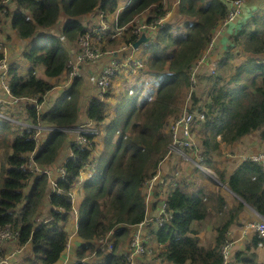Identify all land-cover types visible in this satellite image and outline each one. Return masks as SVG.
Wrapping results in <instances>:
<instances>
[{
    "label": "trees",
    "instance_id": "1",
    "mask_svg": "<svg viewBox=\"0 0 264 264\" xmlns=\"http://www.w3.org/2000/svg\"><path fill=\"white\" fill-rule=\"evenodd\" d=\"M122 1L16 0L11 9L0 15L1 27L15 31L23 47L19 60L14 59L15 55L8 58L6 81L14 97L34 99L22 102V106L0 104V112L7 115H0V149L3 150L0 229L11 225L19 232L17 241H10L6 248L0 249V255L17 246H31L20 262L11 260L10 264H59L68 248L72 216H77L76 235L82 240L75 250L76 259L80 260L76 264H129L125 250L132 236L130 226L141 222L147 214L143 188L146 180L158 171L172 142L171 123L180 117L182 110L195 115L193 135L202 148L204 161L240 199L232 196L234 201L230 204L220 186L208 191L204 188L191 191L182 186L171 190L166 208L172 216L153 230L160 246L154 262L222 264V245L229 241L231 225L241 223L240 214L246 204L264 216V165L250 158L231 170L221 168L214 157L224 156L222 144L231 145L254 135L264 148V61L258 59L264 55L262 7L257 12L248 10L246 15L243 12L242 21L238 20L239 15L231 23L224 32L228 35L215 48L217 68L211 69L210 57L205 59L203 69L195 73L198 84L193 89L194 68L205 53L215 27L227 17L233 0H180L178 11L184 15L182 20L159 29L154 41L145 44L150 80L138 85L136 94H145L150 86L158 85L152 100L140 102L137 96L130 97L132 104L122 114L115 112L111 116L106 102L93 99L81 117L82 79L76 78L51 106L47 109L43 106L46 95L55 86L52 79L69 68L75 42L90 25L82 21L83 17L94 16L98 11L115 16L121 8L119 25L133 20L134 25L136 18L152 21L147 15L142 16L147 8L157 5L164 10L166 5V0H132L125 6ZM249 3H245L244 9ZM63 13L68 18L61 32H52ZM135 39L132 30H126L120 40L128 43ZM225 41L228 46L224 49ZM234 51L243 59L236 65L232 61ZM207 66L213 71L209 75L204 73ZM40 69L46 77L38 74ZM155 78L160 79L156 82ZM201 79L209 82L205 100L199 88ZM187 92L189 102L184 105L185 100L181 102V99ZM125 98L121 104L127 101ZM13 119L27 121L20 125ZM85 120L105 125L104 147L96 159L97 136L86 134L89 143L81 145L69 142L67 130L64 131ZM39 122L65 128L48 136L34 160L41 167L54 168L56 186L48 175L24 166L36 147V128L27 124L37 126ZM69 147L72 156L59 166L63 149ZM191 153L195 155L193 150ZM94 160L97 161L95 172L83 176L84 167ZM189 165L199 171L192 163ZM189 173L190 181L204 179L201 172ZM78 182H82V194L76 206L73 190ZM47 199V213L42 217ZM207 224H211L215 237L211 245L205 246L199 233ZM105 237L112 238L110 249L108 245L103 249L98 244ZM252 239L254 245H264V237L258 232ZM249 251L247 247L235 250V254L243 262L256 264V255Z\"/></svg>",
    "mask_w": 264,
    "mask_h": 264
},
{
    "label": "built area",
    "instance_id": "2",
    "mask_svg": "<svg viewBox=\"0 0 264 264\" xmlns=\"http://www.w3.org/2000/svg\"><path fill=\"white\" fill-rule=\"evenodd\" d=\"M15 1L16 0H0V15L5 14L9 9H11ZM131 1L132 0L122 1V6L128 5ZM243 3L244 0L232 1L227 17L219 26L215 27L214 35L211 37L208 46H210L211 42H214V44L217 43L222 38L224 32L230 27L231 23L234 22L242 12H244L242 9ZM120 9L121 8H119V10ZM163 12L165 13L163 14ZM143 14H146L148 18L150 17L152 21L148 22V20L136 18V23L134 25L132 24L134 21L133 20L126 25L120 26L118 22V14L112 16L101 11H98L94 16L86 15L82 18V21L90 22V25L75 42L73 56H71V58L68 60L69 68L66 69L65 72H69V79L73 83L76 78L81 76V70L84 68L90 69L88 75L89 81L92 84V90L88 95V103H90L93 99H98L100 101L107 102L109 108V103L117 94V92H111L113 83L117 80L120 81L122 94L137 96L140 102H142L144 99L152 100L154 98L157 85H155V88L150 86L149 92L145 94H136V91L138 85L141 86L146 84L144 83V80H150L147 66L148 51L145 49V44L151 43L155 39L158 28H162L168 23L170 12L165 8L162 10L161 7L153 5L152 8H147L144 12H142V15ZM91 23H94L93 26H91ZM126 30H132L133 34L136 36L134 41L132 40L128 43H122L120 49H105V47L110 44L111 40L121 39V35H123ZM143 34L149 37V41L143 43L139 47H135L134 42L137 41L138 38H140ZM8 50L9 47L7 45V41L4 38L2 41L0 38V52L3 54L0 56V74L3 73L4 75H6L8 71ZM214 58V56L211 58V69L213 70L217 68L219 63V60H215ZM200 60L198 62L199 64L202 62L201 68L203 69L205 59L201 58ZM196 68L197 65L194 68V74L192 75V80L194 83L192 89L198 84L197 78L195 77ZM72 83L65 88L70 87ZM6 88L7 92L12 94L10 85H6ZM12 98L13 102L15 103L27 99L26 97H14L13 95ZM82 106L83 112L81 113V117H83V114L86 110V107L84 105ZM0 114L2 113L0 112ZM194 121L195 115L187 112L172 123V142L170 145H168V149L165 153L163 161L167 160L173 155L179 156L184 162L185 160L191 159L195 167L199 169V172H201L205 178L210 180L211 177H215L216 172L204 161L205 157L202 153V148L197 140L193 138ZM93 124L98 125L93 121L85 120L81 121L80 124L75 127L64 129L67 131L76 132L75 140L72 139L70 141L71 143L76 142L77 144L86 145L89 143L86 134H97V129L92 127ZM27 126L37 129V133L34 136L37 144L36 149L33 150L28 156V161L24 166L27 169H31L32 172L48 174V176L51 177L52 184L56 186V181L52 177L54 172L47 167L39 166L34 160L37 149L41 147L39 146L37 134L40 131L43 132L58 130L59 127L53 125L33 126L32 124H27ZM191 150L195 152L194 156L193 153H191ZM72 154L73 151L70 153V155ZM238 157H242L243 159H248L251 157L252 159L260 161L264 164V151L260 153H253L252 155H239L236 158ZM96 167L97 161H93L92 163L86 165L82 171L83 176H91L93 172H95ZM59 170L62 174H64V171L61 168ZM169 182V178L167 179L164 172L160 169H158V171L152 177H150V179L146 180L144 189L147 191V198L145 197L147 204V214L141 222L132 224L130 226L132 232L135 234V239L132 241L130 246L129 241L126 245V250L128 251L126 252L125 250V254L129 260V264H141L140 259L135 260L134 255H136V253H141L143 251L144 244H147L148 241H151V238L154 237L153 230L159 228L172 216V213L168 212L166 208V199L168 197L165 193V190L168 184H170ZM156 191L159 192L157 196L155 195ZM150 201L152 202L150 203ZM153 207L156 208V210L153 209ZM149 221L152 222L150 223ZM145 225H147V236H144L143 232ZM245 228L247 230L251 229L254 232H258L261 237H264V217L261 216L260 220L247 223ZM18 234V230H14L11 225H7L3 227V229H0V249L6 248L10 241L13 243L14 241H17L16 239L18 238ZM111 239L112 238L108 237L102 238L99 240L98 244L103 249H105L108 245L110 249L112 247V243L110 241ZM7 241L9 242L5 244ZM147 247L152 251L153 247L151 245H148ZM232 248V243L226 242L222 245L224 264L229 263L232 254ZM157 250L158 248L155 247V252ZM24 252L25 247H14L9 250L6 255H0V264H10L11 260L16 261L15 258L22 255ZM151 254L152 253H149V256ZM76 262L77 261L74 263ZM59 264L71 263L65 260Z\"/></svg>",
    "mask_w": 264,
    "mask_h": 264
},
{
    "label": "rangeland",
    "instance_id": "3",
    "mask_svg": "<svg viewBox=\"0 0 264 264\" xmlns=\"http://www.w3.org/2000/svg\"><path fill=\"white\" fill-rule=\"evenodd\" d=\"M246 2H250V3H249V5H247L248 6L247 9H244V5H245ZM179 4H180V0H166V5L164 6V8L167 11L170 12V17L168 19V23L167 24H175V23H178V21L182 20V17L184 15L178 11ZM261 7L264 8V0H244L243 8L242 9L244 10V13L246 11H248V10L249 11L251 10V12H257L258 10H260ZM118 13H119V9L116 11V15ZM246 13H245V15H246ZM145 15L146 14H143L142 16H145ZM245 15H243V12H242L241 13V16H240V18L238 20L242 21L244 19ZM67 18L68 17L63 13L62 16H61V18H60V20H59V22H58V24H57V26H55L54 29H52L53 30L52 32L60 33L61 32L62 25H63V23L65 22V20ZM2 23H3V20L0 21V38H1L2 41H3V38L7 41V45L9 47V50H8L9 57L11 55H15L14 59L15 60H19L20 57H21V53L20 52H21V49L23 48V47H21L22 40H20L21 38L18 37L17 33L15 31H13L12 29H9L8 30V29H5V28H2L1 27V25H3ZM164 27H162V28H164ZM159 29H161V27H159L158 30ZM7 35H8V37L9 36L10 37L7 38ZM227 35H228V33L225 34V35L223 34V36H222L221 39L223 40V38L225 36H227ZM121 37H122V35H121ZM121 43L122 42H121L120 39L119 40L116 39L114 43H110L108 46L105 47V49H107V50L120 49L121 46H122ZM227 43H228V41H225V43L223 44L224 49L228 46ZM213 44H214V42L213 43L212 42L210 43V46H208L205 55L202 57L203 59H206L208 57L212 58L213 56H216L215 55V52L218 51V50H215L217 43H215L214 45ZM220 45L221 44L219 43V47H220ZM10 46H11V49H10ZM15 52H17V53H15ZM236 52L237 51H234L235 57H233V60H232L235 63V65L236 64H239L243 60ZM214 59L215 60H219L217 57H215ZM258 59H260L261 61H264V55L258 56ZM201 63L200 64H199V62L197 63L196 72L197 71H200L199 69L201 68V65H202ZM89 70L90 69H88V68H84L83 70H81V76L78 77L79 79H82V103L83 104H87L88 103V100H89L88 99V95H89V93L92 90V84L89 81V75H88ZM211 72H213V71L209 68V66H207V69L204 70V73L206 75H209ZM38 74L40 76H42V77H46V75L44 74V72L42 71V69L39 70ZM228 74H229V72L225 74V77L226 78L228 77ZM5 76L6 75H4L3 73L0 74V82H1L0 88H1V91H2V92H0V104H4V102H8V103H11V104H18V105H21L22 106V102H25V101L26 102H29V99H24V100H21V101L16 102V103L13 102L12 94H10V93L7 92L6 85H9V84L6 81V77ZM159 79L160 78H155V81L158 82ZM52 81L55 82V86L46 95L45 101L43 103V106H45L46 109L54 103L53 101H55V98L58 96V94H60L61 91L65 90L63 88L69 86L72 83L71 80L69 79V72L68 71L65 72V73H63L61 76L52 79ZM208 86H209L208 80L201 79V81H200V87L199 88H200V93L203 96V100L206 99V95H207L206 93L208 92ZM111 92H117V94H116V96H114L113 100L109 103V109H108V111H109L110 115H111L112 111H115L114 110L115 107L120 103L121 98H122L120 81L117 80V81H115L113 83ZM189 95H190L189 92H187V94H185V96L182 97L181 102H183V100H185L184 105L188 104V102H189L188 101ZM125 99H127V101L124 104H121L120 103L118 105V107L116 108V113L118 112L119 114H122L123 111L132 104L131 101H130L131 100L130 99V96H126ZM4 111L6 112V108H4ZM81 111L83 112V109L82 108H81ZM185 113H186V111L182 110V112L180 113V117L183 116ZM0 115L3 116V117H6L7 116L5 113H2ZM10 119H12V118H10ZM175 120L176 119H174L172 121V123ZM13 121L16 124L23 125V124H25V122L27 121V119L26 120L13 119ZM172 123H171V125H172ZM37 126H39V125H37ZM92 127L97 129V134H95V136H97L96 137L97 146L95 148L96 151L94 150L95 151V159H96V158H98L100 151L104 147V138H105L106 131H105V125L104 124H102V127L99 126V125L93 124ZM171 127H170V129H171ZM66 133H68V135H69V142L72 139L75 140V137H76V132L75 131H66ZM256 133L258 134V132H256ZM256 137L257 136L254 135L252 138H254V140H257ZM37 138H38V141H39V146H41V131L37 134ZM193 138H194V136H193ZM248 138H250V137H246V139H248ZM224 146L225 145H223L221 147V151L223 150ZM244 147H245L244 145L241 146V147L236 146V147H234L235 149H230V150L228 148H225L224 149V152H223V155L224 156H222V154H220V155H216L215 154L214 155V157H216L215 158V162L217 164L221 165V168H224V167H226V165L229 162L235 161L236 157L239 156V155H245V154L252 155L253 153H260V152L264 151L263 148L260 149L257 146H253L254 149L250 150L251 151L250 153H248V152H241L240 150L242 148H244ZM2 152H3V150L0 149V164H1L2 159H3V153ZM71 152H72V149L70 147L67 150L66 149H63V151L61 153L62 156H61V158H59L60 160H58L59 161L58 162L59 166L61 165V163L64 160H66L70 156V153ZM92 158H94V157H92ZM190 163L193 164V162L191 161V159L185 160V163L184 164H188L189 165ZM48 168L51 169L52 171L54 170V168H52V167H48ZM41 174H43V173H41ZM44 174H46V173H44ZM46 175H48V174H46ZM52 177L54 178V173H53ZM49 178L51 179V177H49ZM0 180H1V178H0ZM220 181L221 180L219 179L218 175L216 174L215 177H211L210 178V183L209 184L216 186L217 189L220 186L222 192L226 196H230V197L234 196L232 193H230V191L228 189V186L226 184L225 185L224 184H220L221 183ZM194 182H195V184H198V186H199L198 179L195 180ZM81 187H82L81 182L80 183L78 182L74 186V189H75V191H74V194H75L74 198L76 199V206L78 205L77 198L82 194V191L80 190ZM28 188L29 187H27V189H25V191H27ZM195 189L196 188L193 187V190H195ZM57 192L59 193V190L58 189H57ZM144 193H145V197L147 198V191H144ZM151 202L152 201H150V203ZM76 218H77V216H76ZM42 219L43 218H41V220ZM149 222L151 223L152 221H149ZM74 225L75 224H72V228H74ZM143 232H144V236H147V225L144 226ZM132 234H133V236L130 237V238H128V240H129V246L131 245L132 241H134V239H135V234L133 232H132ZM72 237L73 236L71 234L70 235V238H69V245L68 246H70L71 243H72ZM205 238L207 239V236H205ZM8 242L9 241H7L5 244H7ZM156 244H157V242L155 241V238L152 237L150 242L148 241L147 244H144L143 251L141 253H136V255H134L135 260L140 259L141 264H143L145 260H148V259H149V261L150 260H153L154 257L156 256V252H157V251L155 252ZM148 245H151L153 247L152 251L147 247ZM29 251H30L29 248H27L26 252L24 254L16 257L15 260L20 262L24 258L25 254L26 253H29ZM149 253H152V254L149 256ZM74 261H77L78 262L80 260L76 259ZM74 261H71L72 264H73ZM76 263H74V264H76Z\"/></svg>",
    "mask_w": 264,
    "mask_h": 264
},
{
    "label": "crops",
    "instance_id": "4",
    "mask_svg": "<svg viewBox=\"0 0 264 264\" xmlns=\"http://www.w3.org/2000/svg\"><path fill=\"white\" fill-rule=\"evenodd\" d=\"M10 49H11V46H10ZM245 139H246V137L242 138L241 140H239L237 142H234L231 145L222 144V146L225 145L224 149L228 148L230 150V149H235L234 147H236V146L241 147L244 145L245 147L242 148L240 151L241 152H248V153L251 152L250 150L254 149L253 146H257L260 149L263 148V147H261V144H260L261 140L259 138H256L257 140H254V138H252V136H251L250 138H248L246 140ZM240 162H241L240 159H235V161L229 162L226 165V167H224V168H229V169L233 170L235 167H237L240 164ZM184 163L185 162L177 155H173L161 163L160 170L164 172L165 177L167 179L169 177L176 179V181L172 182L174 185L168 184V186L165 190L166 194H168L171 190H174L177 186H182L185 189H188L191 191H193V187H195L196 189L204 188L205 191H208L209 189L210 190L216 189L214 185L209 184L210 180L205 178L204 176H203L204 179H202V180L198 179L199 186H198V184H195L194 178L192 181H190L188 179V177L192 174L189 172H192L193 174L197 175L199 173V171L194 169V168H191L190 165L184 164ZM81 184H82V182H81ZM81 189H82V187L80 188V190ZM74 191H75V189L73 190V194H74ZM143 191H145L144 188H143ZM158 194H159V192L156 191L155 195L157 196ZM74 196H75V194H74ZM80 197H81V195L77 198V201L80 200ZM226 198L230 204L233 203L234 199L232 197L226 196ZM47 201H48V199L45 201V206L43 208V216L42 217L46 216L45 214L47 213V206H48ZM240 220H241L240 224L235 223V224L231 225L230 231H229L230 235H229L228 243H232V245H233L232 249H235L236 251L246 250V248L248 247L250 250L249 252L254 253L256 255V264H264V245L263 244L262 245H254V240L252 239V237L255 234V232H253V230H251V229L247 230L245 228V226H246L245 224L247 222L258 221V220H260V218L254 213L251 206L247 205L246 208L243 210V212L240 214ZM72 224H75L74 228H72ZM77 224H78V219L76 218V216L75 217L72 216L71 221L69 223L70 235L72 234V236H73L72 237V243L70 246H68V248L63 253L62 257L58 261L59 263L67 260L68 262H70L72 264L71 261L76 260L75 250H77L79 244L82 242V240L76 235ZM199 236H200V241L203 245H205V246L211 245L213 243L214 237H215V231L213 230L211 224H207V225L203 226L200 233H199ZM205 236H207V239L205 238ZM28 247L31 248L30 245ZM28 247H25V251L27 250ZM156 247L159 248V245L156 244ZM235 250H234V254L232 253L228 264H251V263H246V262L241 261L238 258V256L235 254L236 253ZM27 255H28V253L25 254V256H27ZM148 261H149V259L145 260L143 264H158V263L154 262V260H150L149 262ZM166 264H175V263L167 262Z\"/></svg>",
    "mask_w": 264,
    "mask_h": 264
},
{
    "label": "clouds",
    "instance_id": "5",
    "mask_svg": "<svg viewBox=\"0 0 264 264\" xmlns=\"http://www.w3.org/2000/svg\"><path fill=\"white\" fill-rule=\"evenodd\" d=\"M157 33V32H156ZM139 39V38H138ZM149 41V40H148ZM154 41V40H153ZM136 42V41H135ZM134 42V43H135ZM142 45V44H141ZM136 47V46H135ZM158 86V85H157ZM68 88H65V90H63V91H61V93H60V95L61 94H63V92H65L66 90H67ZM158 89V88H157ZM126 96H130V97H134V96H132V95H129V94H122V98H121V101H122V99L124 98V97H126ZM120 101V102H121ZM103 102V101H102ZM107 103V102H106ZM89 103H87V104H83L82 103V105H84L85 107H87V105H88ZM108 104V103H107ZM119 105V104H118ZM117 105V106H118ZM117 106L115 107V111H112V113H111V116L112 115H114V113L116 112V108H117ZM108 107H107V113L110 115V113H109V111H108ZM38 125H47V124H42V123H40L39 122V124ZM98 125L99 126H101L102 127V124H99L98 123ZM62 129H64V128H61V127H59V129L58 130H51V131H43V132H41V147L39 148V149H37V153H36V156H35V158L37 157V155H38V152L40 151V149L42 148V146H43V143L45 142V140L48 138V136L51 134V133H53L54 131H59V130H62ZM64 131H66V130H64ZM37 133V129L35 130V132H34V136H35V134ZM35 139V138H34ZM35 141H36V139H35ZM36 144H37V141H36ZM35 149H36V147H35ZM34 149V150H35ZM71 156V155H70ZM251 158V157H250ZM250 158H248V159H250ZM236 159H240L241 160V162H243L244 160H246V159H243L242 157H238V158H236ZM67 160V159H66ZM66 160H64L62 163H64ZM254 160V159H253ZM256 161V160H255ZM162 162H164L163 161V159H162V161L160 162V164H159V169H160V166H161V163ZM240 162V163H241ZM258 162H260V161H258ZM62 163H61V165H62ZM262 163V162H261ZM263 164V163H262ZM209 165V164H208ZM264 165V164H263ZM211 166V165H210ZM211 168H213L212 166H211ZM214 169V168H213ZM215 170V169H214ZM216 171V170H215ZM219 176V175H218ZM169 180H170V184L171 185H174L172 182L173 181H176V179H173V178H171V177H169ZM221 183L220 184H224L225 185V183H223L222 181H220ZM228 189H229V187H228ZM196 190H198V189H195V191ZM229 191H230V193H232L234 196H236V197H238L235 193H233L230 189H229ZM239 198V197H238ZM146 199V198H145ZM240 199V198H239ZM247 205H249V204H246V206ZM250 206V205H249ZM251 208L253 209V211H254V213L261 219V216H263V215H261L258 211H256L252 206H251ZM264 217V216H263ZM252 222V221H251ZM247 223H249V222H247ZM246 223V224H247ZM245 224V225H246ZM78 227V226H77ZM160 228V227H159ZM158 229V228H157ZM157 229H155V230H157ZM230 231V230H229ZM254 232V231H253ZM154 238H155V236H154ZM155 241L157 242V239L155 238ZM258 245H260V243L258 244ZM261 245H262V243H261ZM160 247V246H159ZM158 250H159V248H158ZM157 250V251H158ZM232 253L234 254V249H232ZM223 255V254H222ZM232 255V254H231ZM222 264H224V262L222 263Z\"/></svg>",
    "mask_w": 264,
    "mask_h": 264
},
{
    "label": "water",
    "instance_id": "6",
    "mask_svg": "<svg viewBox=\"0 0 264 264\" xmlns=\"http://www.w3.org/2000/svg\"><path fill=\"white\" fill-rule=\"evenodd\" d=\"M149 37L143 34L135 43L134 46L139 47L141 44L147 42Z\"/></svg>",
    "mask_w": 264,
    "mask_h": 264
},
{
    "label": "bare ground",
    "instance_id": "7",
    "mask_svg": "<svg viewBox=\"0 0 264 264\" xmlns=\"http://www.w3.org/2000/svg\"><path fill=\"white\" fill-rule=\"evenodd\" d=\"M243 8V7H242ZM10 66V65H9ZM9 71V70H8ZM38 101V100H37ZM91 139V138H90ZM95 161V160H94Z\"/></svg>",
    "mask_w": 264,
    "mask_h": 264
}]
</instances>
